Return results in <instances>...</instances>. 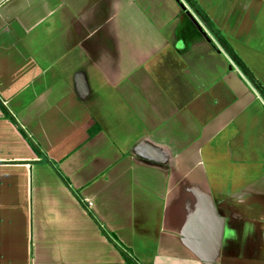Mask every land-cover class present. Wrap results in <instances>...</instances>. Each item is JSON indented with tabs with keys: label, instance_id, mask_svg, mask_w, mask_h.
<instances>
[{
	"label": "crops",
	"instance_id": "0c3cea01",
	"mask_svg": "<svg viewBox=\"0 0 264 264\" xmlns=\"http://www.w3.org/2000/svg\"><path fill=\"white\" fill-rule=\"evenodd\" d=\"M194 1L264 88V0ZM183 7L0 0V264H127L100 227L139 264H264V101Z\"/></svg>",
	"mask_w": 264,
	"mask_h": 264
},
{
	"label": "trees",
	"instance_id": "16d2710c",
	"mask_svg": "<svg viewBox=\"0 0 264 264\" xmlns=\"http://www.w3.org/2000/svg\"><path fill=\"white\" fill-rule=\"evenodd\" d=\"M178 2L180 3V5H182V7L184 4L189 8V10L195 15V17L204 26V28H206V30L209 34L208 40H211V42H214V44H216L217 48H219L221 51H223L226 54V56L228 57V59L230 60L232 65L240 71L242 76H244L245 79L252 85V87H254L256 92L260 95L261 99L264 101V88L262 87V85L254 78L253 74L250 72V70L247 68V66L244 64V62L239 58V56L234 52V50L232 49L230 44L226 41V39L222 35H220V33L214 28L213 24L210 22V20L208 19L206 14L203 12V10L197 5V3L194 0H178ZM183 9L185 10L184 7H183ZM0 109H1L2 113L8 119L15 122L14 118L8 112V110L6 109V107L4 106L2 101H0ZM95 129L96 128L90 129V131H89L90 136L93 135ZM20 132L22 133V135L27 140H29L31 142L30 138L27 136V134L21 128H20ZM31 144H32V149L34 150V152L37 155H40L41 153H40L38 147L33 142ZM40 159L44 163L50 164L55 169L56 173L61 178V180L64 182V184L67 187H69L67 180L61 175L58 168L54 164H52L46 157H43ZM72 193L77 198V194H75V192H73V191H72ZM100 231L103 234V236L110 243H112L113 246L118 250V252L122 255V257L124 258V260L126 261L127 264H139L137 262V260L131 254H128L126 249L122 248L116 242V240H113V238H111V236H109V234H107L101 227H100Z\"/></svg>",
	"mask_w": 264,
	"mask_h": 264
},
{
	"label": "water",
	"instance_id": "95a60500",
	"mask_svg": "<svg viewBox=\"0 0 264 264\" xmlns=\"http://www.w3.org/2000/svg\"><path fill=\"white\" fill-rule=\"evenodd\" d=\"M191 15L193 16V14H191ZM194 18H196V17H194ZM194 20L196 21L198 27L202 30V32L204 33V35L206 36V38L209 39V37H208L209 35L205 31V29L203 28V26L201 25V23H199L197 19H194ZM159 151L160 150L158 148L156 149V147H154L151 143H149L147 141L138 144L135 147V149H134V152L141 153V155L144 156L146 159H148V160H155L157 162L160 161V158L155 159V156H156L157 153H158V156H159V154H160Z\"/></svg>",
	"mask_w": 264,
	"mask_h": 264
}]
</instances>
